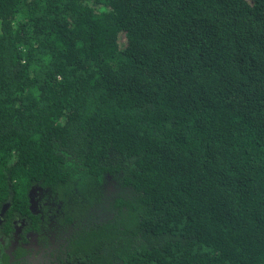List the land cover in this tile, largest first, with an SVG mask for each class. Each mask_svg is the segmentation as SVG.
Wrapping results in <instances>:
<instances>
[{
  "label": "trees",
  "instance_id": "obj_1",
  "mask_svg": "<svg viewBox=\"0 0 264 264\" xmlns=\"http://www.w3.org/2000/svg\"><path fill=\"white\" fill-rule=\"evenodd\" d=\"M0 264H264V0H0Z\"/></svg>",
  "mask_w": 264,
  "mask_h": 264
}]
</instances>
